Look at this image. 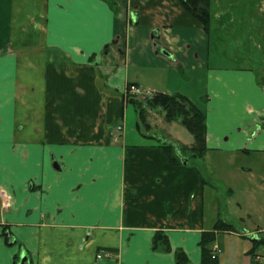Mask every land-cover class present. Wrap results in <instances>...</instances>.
Masks as SVG:
<instances>
[{"label":"crops","instance_id":"crops-1","mask_svg":"<svg viewBox=\"0 0 264 264\" xmlns=\"http://www.w3.org/2000/svg\"><path fill=\"white\" fill-rule=\"evenodd\" d=\"M233 1L210 0V20ZM251 2L258 16L247 24L260 34L264 0ZM209 32L180 0H0V264L21 253L26 264H92L97 252L98 264H176V249L200 262L201 232L212 229L206 182L194 166L170 164L161 141L177 139L127 126L124 92L135 84L192 100L183 82L202 75L212 109L255 115L238 121L237 150H264V69H219ZM220 131L206 126L208 149ZM251 227L232 232L234 247L215 234L218 264L228 250L239 264H264L261 250L247 253L249 235L264 230ZM156 231L169 251L152 249Z\"/></svg>","mask_w":264,"mask_h":264},{"label":"rangeland","instance_id":"rangeland-1","mask_svg":"<svg viewBox=\"0 0 264 264\" xmlns=\"http://www.w3.org/2000/svg\"><path fill=\"white\" fill-rule=\"evenodd\" d=\"M256 2L254 1V3ZM250 4H252L251 0H234L231 7L228 8L229 12L226 16L221 15L219 12L216 17H211L209 23L211 40L209 53L216 58V66L219 69L246 67L253 69L258 77H262L263 73L261 71L264 69V28L259 29L262 33L258 34L254 27L257 22L253 25L247 24V18L256 20L258 16L252 11L254 8L250 9L253 6ZM191 83H193V87H191ZM182 89L191 97L194 104L197 103L201 106V110L205 113L207 129L213 131L221 129L219 132L220 139L216 141L217 143L209 145L210 149L207 150L202 159L190 158L186 163L185 160L190 157V153L184 150H182L184 155L179 156V158L182 164L186 163L185 166H194L206 182L203 216L207 219V222H204L203 228L213 227L217 220L232 224L233 231L219 232L216 237L220 246L223 247L222 238L224 237L226 247H234V244H237L235 240L238 238L232 232L242 233L246 228H252V224H258L260 228L264 229V150H256L254 147H248L252 149L248 153H244L241 149L237 150L238 143H241L243 138L242 131H240L242 126L238 121L243 118L242 122H244L245 117L251 119L255 115L246 116L240 107L237 109L230 108L229 111L224 108L218 109V107L212 109L214 107L212 102H207L204 97V94H206L203 93L205 78L202 75L200 80L196 78L191 79L190 82L189 80L183 82ZM146 96L141 94L133 98L144 104ZM253 96L254 94L251 97ZM200 98L203 101H200ZM235 98L239 99L237 95ZM258 103L260 109H263L264 101L259 100ZM144 109L145 122L143 120L139 122V125L137 124L140 126L139 132L145 134L155 132L163 139L175 138L181 147L183 146L182 142L193 141L192 135L181 124L179 118L167 121L163 112L159 109H150L145 104ZM215 112L220 115V119H210L213 116L212 113ZM126 113L127 126L128 124L134 125V123H137L138 116L132 103H129ZM137 125L136 128H138ZM129 131H135L134 127L129 126ZM115 133L119 134V131ZM248 141L251 142L252 139ZM140 163L147 164L143 158ZM150 164L151 161L148 162V165ZM155 180L157 182V177ZM237 203L240 204L241 208L237 207ZM246 213L249 214V221H247ZM260 236H264V230L260 232ZM226 253L230 254L227 255L228 259L223 264H239L234 252L228 250ZM252 258L257 257L254 255Z\"/></svg>","mask_w":264,"mask_h":264},{"label":"trees","instance_id":"trees-1","mask_svg":"<svg viewBox=\"0 0 264 264\" xmlns=\"http://www.w3.org/2000/svg\"><path fill=\"white\" fill-rule=\"evenodd\" d=\"M180 2L195 19L202 23L204 30L207 31L210 23V0H180ZM128 100L134 105L135 111L137 112L138 120L136 125H139V122L145 119V104L146 107L150 109L158 108L162 111L167 121L179 118L181 124L192 135L193 141L188 147H181L172 141H161L160 146L170 164L174 166L182 165L179 158V156L182 157V155H184V153L182 154V150L190 153V157L186 158V163H188L190 158L202 159L204 157L208 150L206 146L205 113L189 98L180 93L168 94L165 92H155L144 98V104L135 100L133 97H129ZM139 127L140 126L137 128L138 130ZM233 228L232 224L217 220L211 230H204L201 232L199 241L201 257L198 264H218L216 256L214 258L211 256V247L215 241V234L222 231H233ZM6 229H3L1 233L3 236ZM248 239L250 240L251 248H249L247 253L253 257L256 250H261L262 256L264 257V236H251L248 237ZM152 249L163 251L170 250L167 236L161 231L155 232L152 239ZM174 257L176 264H189L187 255L181 249H176L174 251ZM18 258L19 255L16 259Z\"/></svg>","mask_w":264,"mask_h":264},{"label":"built area","instance_id":"built-area-1","mask_svg":"<svg viewBox=\"0 0 264 264\" xmlns=\"http://www.w3.org/2000/svg\"><path fill=\"white\" fill-rule=\"evenodd\" d=\"M127 92L130 93L131 95H135V96L143 94V92L138 87H136L135 85H129L127 88ZM117 129L119 130L120 127L118 126ZM3 207H5V208L8 207V202L6 200L3 201ZM219 252H220V249L216 245H214L212 248V257H214ZM101 256H102L101 253H97L95 255V261L92 264H97L98 260L101 259Z\"/></svg>","mask_w":264,"mask_h":264},{"label":"water","instance_id":"water-1","mask_svg":"<svg viewBox=\"0 0 264 264\" xmlns=\"http://www.w3.org/2000/svg\"><path fill=\"white\" fill-rule=\"evenodd\" d=\"M25 261H26V256L24 255V253H21L18 264H26Z\"/></svg>","mask_w":264,"mask_h":264}]
</instances>
